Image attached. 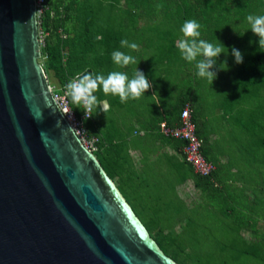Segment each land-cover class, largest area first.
I'll return each mask as SVG.
<instances>
[{
    "label": "water",
    "instance_id": "water-1",
    "mask_svg": "<svg viewBox=\"0 0 264 264\" xmlns=\"http://www.w3.org/2000/svg\"><path fill=\"white\" fill-rule=\"evenodd\" d=\"M34 0H0V264H177L53 99Z\"/></svg>",
    "mask_w": 264,
    "mask_h": 264
},
{
    "label": "crops",
    "instance_id": "crops-1",
    "mask_svg": "<svg viewBox=\"0 0 264 264\" xmlns=\"http://www.w3.org/2000/svg\"><path fill=\"white\" fill-rule=\"evenodd\" d=\"M83 1L94 2L96 4L95 7H102L98 10L99 12L95 13V10L90 15L94 21H99V30H102V28L104 30L105 28L110 32L111 36L116 35L108 42L109 47L127 50L126 54L138 58V63L134 67H130L129 65L124 68H116L110 57L109 65L111 68L108 74L112 71H121L127 73L129 78H131L134 71L139 68L152 84V88L148 91L149 93L146 92L145 95L134 101L129 99L128 103H121L114 99L112 102H108V99H101V102L108 106L107 110L109 107L122 106V104H126V106L124 109L115 107L116 111L113 112V115L109 112L108 116H103L102 119L100 117L101 120H96V128L109 127L111 135H113V142L125 143L123 147V160L126 162V167L129 166L131 175H135L134 170L144 172L142 176L144 179V198L146 201L158 203L169 200L172 204H177L180 209L182 203L183 206L192 211L195 208V204L203 199L200 191L194 186L189 166L183 161L180 151L173 148L158 133L156 134L149 130L150 121L155 116L160 114L163 116L165 112L170 110L168 107L175 101L176 89L175 83L170 85L172 82L171 78L166 82L165 73L160 69L164 62L158 60L148 63V56H144V48H153L160 44L158 39L151 38V34L163 33L169 28L171 31L172 29L174 30L175 26H169L170 24L165 25L159 18L164 15H174L176 9L172 7V9L144 10V7H138L128 10L124 8L125 0ZM108 6L114 7L107 8ZM146 33L150 35L145 36ZM99 39L100 37H97V40ZM122 39H127L130 43H136L138 49L121 48L120 41ZM217 79L214 80L212 85L208 81H204L205 83L200 80L196 81L190 96L191 103L197 108L196 110L203 122L200 132L206 137L209 150L211 149V153L216 156L221 166L215 177L216 182L214 186L217 191L216 193L213 192L215 197L211 199L214 206L207 205L217 208L220 201L224 200L228 204L233 198L231 200L234 203L232 208L235 207V209L247 215L246 208L250 209L252 205L257 208L255 201H257L258 197H254V200L250 196H254L253 191H258L259 187H255L253 169L250 170L248 175L240 169L242 162L245 161L242 158L245 155L243 152L245 150L241 147L244 143V137L243 135L241 137L239 132V129H243L238 124L239 110H235L238 108V105H236L238 101L232 99L222 89L215 87V85L220 84ZM110 96L112 97V95ZM141 99L144 100V105L140 104L142 102ZM100 112L102 113L103 111ZM106 112L108 113V111ZM109 116L115 118L113 123H111L112 121L109 119ZM143 121L144 130L141 126ZM125 127L128 129L123 130ZM131 130L132 133H130ZM119 136H124V138ZM246 156L254 158L252 154ZM250 175L251 179H248ZM246 182L247 185L245 184ZM196 197L199 199L197 202L193 200ZM247 200L252 204L246 202ZM227 207L226 205L225 209L223 208L224 212L218 213L213 211L220 223L230 224L232 221L229 219L237 215L236 212L230 213L229 207L226 210ZM179 214L181 215L182 213ZM174 216L181 217L178 214ZM185 217L186 219L189 218L188 222H191L193 219L187 215ZM233 220L236 221L237 219ZM238 222L236 221V224L245 226L243 225L245 224L243 221ZM251 229L254 232V229Z\"/></svg>",
    "mask_w": 264,
    "mask_h": 264
},
{
    "label": "trees",
    "instance_id": "trees-1",
    "mask_svg": "<svg viewBox=\"0 0 264 264\" xmlns=\"http://www.w3.org/2000/svg\"><path fill=\"white\" fill-rule=\"evenodd\" d=\"M92 6L93 5H90L88 2L83 0H47L46 9L38 20L39 31L44 35V42L40 47L41 64L47 79L51 75L57 81L58 90L56 89V91L58 92H60L61 89L66 90V84L75 76L88 73L90 70L88 65L92 67L99 65L101 67L105 61L108 62L107 60H109L113 51H127L120 48L109 47L108 42L116 35L114 34L111 36V34H109L110 32H108L105 28L104 30L103 28L102 30H99L98 25H96L95 27L97 29L94 30L95 32L90 31V27L93 25V18L90 14L97 8ZM110 7L114 6H108L107 8ZM138 7H144V10L172 9L173 7L176 9L174 15H164L159 18L165 23V25L170 24V26H172L173 23L175 30L178 28L180 31L186 20L196 19L201 24V39H205L207 41H215V39L217 41L218 39L219 41L221 37V40L224 37V31L227 29V24H232L235 21L242 20L245 16L249 15L251 11L263 8L264 0H125L124 8L131 10ZM233 14L235 15L234 19L230 17ZM91 30L93 29L91 28ZM155 35L160 44L153 48H144L148 49V51L150 49H156L157 57L155 59L152 57L148 58V63L158 60L164 62L162 66L164 71L162 70V72L166 74H171L172 67L178 68L185 83L182 85V88H179V84H175V89H178V91L176 93L174 103L170 104L168 107L170 110L165 112L163 116L160 114L155 116L154 119L150 121L149 130L153 133L159 134L160 123H165L172 127L178 126L179 115L182 108L185 104H189L191 106L195 132L198 138H200L203 142L201 151L204 158L214 165L215 170L210 176L200 177L193 172L190 165H187L191 171V178L195 188L200 191L202 197L208 195L209 199H212V197H215L213 192L216 193L217 191L214 186L216 182L215 177L221 166L216 156L211 153V149L209 150L206 137H204L200 132L203 122L199 117L196 110L197 108H195V105L191 103L190 96L195 86L194 83L198 81L200 77L196 75V69H189V67H193L195 64H190L181 57L179 50L176 47V41L178 38L176 32L173 30L171 31L169 28L163 33ZM180 35H183L182 32ZM97 37H100V39L97 40ZM90 52L93 54L92 57L90 56L91 58L87 56ZM250 52L249 59H246V63L240 64L235 72L234 78L232 79L235 83L234 85L239 91H242L246 100H250L253 97L258 96V94L264 89V50L259 48V43L257 42L256 47L253 48V50L250 49ZM135 59L138 60L137 57ZM180 64L186 66L188 70H183ZM106 71L109 72V67L107 68V66ZM68 100L75 116L79 118L83 110L75 105H72L69 97ZM140 104L144 105V100H142ZM263 105L264 104H260L255 108V110H253V116L260 118L261 122L259 127L262 130H264ZM103 116H106V113H101L97 110V113H92L91 119L84 121V126L87 128L90 135H95V130H98L95 128L96 120H101ZM250 122L251 120L248 122H240L239 120L238 124L248 132L255 127L254 133L256 134L258 124L257 126H248ZM141 126L144 130V121ZM101 129H99L102 131V136L99 137V151L93 153V155L112 181L114 178L118 177L119 184L124 185L126 184V181L130 182V174H127L129 177H122L125 173H130V169L128 168L129 166L126 167V162L123 160V147L125 143L115 142V144L109 127ZM119 137L124 138V136ZM160 137L163 138L162 136ZM163 139L168 141L173 148L181 152V148L183 146L182 142L172 138ZM241 147L242 149L246 148L245 152L249 154L254 151L255 153L258 150L260 151L258 152V155L261 154L259 161V173L263 177L262 184L264 185V141L254 140V142H246ZM255 153L254 156L256 157ZM113 162H115L116 165H114ZM117 189L120 194H122L119 187H117ZM262 193H264V188ZM261 201L263 202L264 199H261ZM232 209L233 208H230L229 210L231 211ZM262 210L264 212V209ZM224 211L225 210H222V212ZM147 231L151 234L153 229H147ZM163 240H165L164 237L160 241L155 240V242L165 255L180 264L178 261L179 255L173 250L172 242L168 241L165 243L162 242ZM256 254H259V251H257Z\"/></svg>",
    "mask_w": 264,
    "mask_h": 264
},
{
    "label": "rangeland",
    "instance_id": "rangeland-1",
    "mask_svg": "<svg viewBox=\"0 0 264 264\" xmlns=\"http://www.w3.org/2000/svg\"><path fill=\"white\" fill-rule=\"evenodd\" d=\"M88 4L93 5L94 2H88ZM95 5L96 4H94L92 7H94ZM100 8L102 7L98 6L95 13L100 10ZM263 11L264 7L258 8L255 11H251L250 14L263 15ZM234 16L235 15L233 14L230 17L234 19ZM247 16H245V18L242 20L235 21L233 23L231 22L232 24H227V29L224 31V37L222 39L225 42L221 40L222 37L219 39V41L218 39L217 41L216 39L215 41H209L213 44H220L221 42L225 46V48L223 49L225 53H222L219 56V58L217 59L216 67L212 69L213 71H217V81H219L220 83L215 85V87L222 89L227 93V95L231 96L232 99L238 101L236 104L238 105V108H236L235 110H239L238 119L240 120V122H248L249 120H251L248 126H257L258 124L256 134L254 133L255 127L249 132L245 131L244 129H239L241 137L242 135L244 137L243 144H245L246 142L250 143L251 141L254 142V140L264 141V130L259 127V124L261 122L260 118L253 116V110H255L258 105L264 104V89L258 94V96L253 97L250 100H246L242 91H239L237 89V87L234 85V81L232 80L235 76V72L240 66V64H237L235 62V58L231 53L232 47L234 46L242 53L244 58L243 63H246L250 57V49L253 50V48L256 47L259 39L251 32L250 26L248 25L246 20ZM92 22L93 25L90 27V31L95 32L94 30L97 29L95 26L98 25L99 21H94L93 19ZM172 26H174L173 23ZM91 28L93 30H91ZM173 31L178 35L177 40L182 38L183 35H180L181 32L178 30V28H176V30L174 28ZM149 35L150 34L148 33L145 34V36ZM151 38L156 39V35L151 34ZM38 40L41 47L43 45L44 38L41 36V40L40 38H38ZM223 45H221V47H223ZM144 52V56H148V58L152 57L153 59H155L157 57L156 49H150L149 51L148 49H144ZM92 55L93 54L91 52L87 54L88 57H92ZM107 61L108 62L105 61L103 66L101 67L99 65H96L94 67L88 65L90 69L89 72L107 76L108 71H106V66L110 69L109 60ZM39 62L41 63V60H39ZM136 63H138V61ZM221 65H223L224 68H221ZM114 66L116 68H119L115 64ZM134 66H136V64L130 65V67ZM180 66L183 70H188L186 66H183L182 64H180ZM160 69L164 71V68L162 66ZM189 69H196L195 65L193 67H189ZM170 78L172 81L170 85L177 83L179 84V88H182V85L185 83L183 80L184 78H182V75L181 73H179L178 68L173 67L171 74L165 73L166 82ZM199 80L202 82L207 81L204 78ZM47 81L50 90L52 92L56 91L58 85L53 76L50 75ZM63 91H65V89ZM177 91L178 89H176L175 93H177ZM95 95H97L100 101L101 99H108V102H112L113 99L116 101H120L118 96L111 97L110 95H105L102 90H98ZM125 106L126 104H122V106L115 107L124 109ZM115 107H109V109L107 110L108 113L106 112V115L108 116L109 112L113 115V112L116 111ZM90 115H92V113H90ZM91 118L92 117H90L89 119ZM109 119H111V123H113L115 118L109 116ZM84 128L87 130L85 126ZM96 129L99 130L101 128ZM125 129L128 128H123V130ZM98 130H95V135H90L87 131V139L95 137L98 140L94 145L93 153L99 151V137L102 136V131ZM130 133H132V130ZM243 150L246 151V148H243ZM245 151H243L245 155L244 157H242L245 159V161L242 162V166L240 167V169L244 171L246 175H248L250 173V170L253 169L255 187L258 186L259 190H254V196L251 195L250 198L253 199L254 197H258V202L255 201L257 204V208L253 205L250 209L246 208L247 215H244L240 212V210L235 209L234 207L230 211V213L233 211V213L236 212L237 215L229 219L230 221H232L230 224L220 223L213 211L220 213L225 209L226 205L229 208H232V205H234V203L231 200H233V198L230 200V202H228V204H226L224 200L220 202L218 201L219 204L216 208L209 207L214 206V204L212 203V200L209 199L208 195H206L208 197H202L203 200H200V202H197L199 201V199L196 197L193 198V200L197 203L195 204V208L192 211L188 210V208H186V206H183L182 203L181 210L180 208H178L177 204H172V202L169 200H166L167 202L158 203H155L153 201L148 202L145 200L144 179L142 176V174L144 175L143 171L138 172V170H134V176L131 175V170L130 173H125L122 177L124 178L125 176H130V182L126 181V184L124 185L119 184L118 177L113 179V183L116 187H119L122 193V197L124 196V200L130 205L136 217L140 220L144 227L150 230L153 229L149 236L154 241H160L164 237L165 240H163L162 242H172L173 250L176 252V254L179 255L178 261L180 262V264H264V212L262 210L264 209V201H261V199H264V193H262L264 185L262 184L263 177L259 173V161L261 154L258 155V152H260L259 150L256 151V153L254 151L251 154L252 156H254L255 153L256 157L254 156V158H251L250 156H246L249 153L247 154ZM113 164L116 165L115 162H113ZM127 174L130 175L128 176ZM250 177L251 175L248 176V179ZM245 184L247 185V182ZM246 202H248L249 204L251 203L248 200ZM228 207L226 208V210L228 209ZM179 213L182 214L180 215ZM176 214L181 217L178 218L174 216ZM185 214L193 218L191 222H188L189 218L186 219ZM233 219H237L236 221L239 222L243 221L245 223L243 225L245 226L236 224V221ZM251 228L254 229V232H252L253 230ZM257 251H259V254H256Z\"/></svg>",
    "mask_w": 264,
    "mask_h": 264
},
{
    "label": "clouds",
    "instance_id": "clouds-1",
    "mask_svg": "<svg viewBox=\"0 0 264 264\" xmlns=\"http://www.w3.org/2000/svg\"><path fill=\"white\" fill-rule=\"evenodd\" d=\"M246 20L251 32L259 38V48L264 50V15L249 14ZM200 29L201 24L196 19L186 20L180 29L183 36L176 41V47L185 61L195 64L196 75L206 79L212 85L217 79V71L212 69L216 67L219 56L225 53L223 50L225 46L221 42L213 44L201 39ZM39 32L38 28V38ZM120 46L131 50L138 49L136 43H130L127 39H122ZM231 53L237 64L243 63V55L237 48L233 46ZM111 58L120 68L136 64L135 57L120 50L113 51ZM221 68H224L223 65ZM65 88L71 104L83 110L88 118L92 116L90 113H97V110L104 113L107 111L108 106L95 95L98 90H102L105 95L118 96L121 103H127L129 99L137 100L145 95L152 88V84L138 68L131 78L121 71H112L107 76L91 72L77 75L66 84Z\"/></svg>",
    "mask_w": 264,
    "mask_h": 264
},
{
    "label": "built area",
    "instance_id": "built-area-1",
    "mask_svg": "<svg viewBox=\"0 0 264 264\" xmlns=\"http://www.w3.org/2000/svg\"><path fill=\"white\" fill-rule=\"evenodd\" d=\"M46 1L47 0H34L37 21L46 9ZM41 36L43 37L44 35L39 32L40 40ZM51 93L58 108L81 141V144L91 153H93L94 145L98 140L95 137L87 139L88 133L84 128V121L88 120L90 117L86 118L84 111H82V114L79 118L75 116L70 107L68 96L66 95V90H61L60 92L51 91ZM159 134L163 138H172L183 143V146L181 148L183 161L191 166L193 172L196 175L200 177H207L210 176L215 170L214 165L204 158L201 151L203 142L196 135L195 125L192 119V108L189 104H185L182 108L179 115L178 126L172 127L168 126L165 123H160Z\"/></svg>",
    "mask_w": 264,
    "mask_h": 264
}]
</instances>
